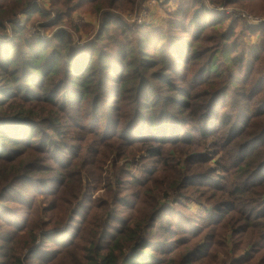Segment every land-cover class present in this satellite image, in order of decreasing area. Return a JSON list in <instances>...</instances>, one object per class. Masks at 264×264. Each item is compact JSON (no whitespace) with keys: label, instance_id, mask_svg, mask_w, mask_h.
Wrapping results in <instances>:
<instances>
[{"label":"trees","instance_id":"1","mask_svg":"<svg viewBox=\"0 0 264 264\" xmlns=\"http://www.w3.org/2000/svg\"><path fill=\"white\" fill-rule=\"evenodd\" d=\"M50 5L0 0V264H264L263 48L204 19L264 0Z\"/></svg>","mask_w":264,"mask_h":264},{"label":"rangeland","instance_id":"2","mask_svg":"<svg viewBox=\"0 0 264 264\" xmlns=\"http://www.w3.org/2000/svg\"><path fill=\"white\" fill-rule=\"evenodd\" d=\"M36 1H38L39 5L40 6L42 5L43 8H45L47 10H53L51 8V5H50V0H36ZM146 2H147V0H139V5L137 6V8L134 12H132V13L119 12L118 14L121 16L122 20L128 25H132L135 23L154 24L162 16H166V12H165L164 8L162 10V8L160 6L161 3L153 6L152 8H147ZM119 11H127V10L122 8ZM87 12H91V14H94L95 17L90 15L89 13H86L85 19L86 20L91 19L94 23L97 24L99 22L100 17L98 18V15L93 11H87ZM209 12H210V14L204 15L205 20H222V21H224L226 26L223 29L226 32L230 33V35L232 36V39L235 40L241 48H243L246 52H250L252 50V48H260V49L263 48L262 50H263V56H264V27H262L261 29L251 27V26L256 27L257 25L263 23L264 21H262L261 23H258V24L257 23L253 24L254 21L249 18L248 13L245 11V9L242 10V8H236V7H228L226 9V13L232 15L234 18H237V19L241 18V17L245 18L248 25L246 23H244L243 21H240V20H232L227 14H223V15L217 14V12H222L221 9L219 11L210 9ZM83 15H84V12L78 13V15L76 17L77 23L81 24L82 21L84 22ZM153 18H156V20L154 21ZM243 18H241V19H243ZM97 29H98V26L96 28L91 27L88 31H84V29H81V31L83 33L91 34L92 32H96ZM42 32L50 33L49 30H42ZM79 32H80V30H79ZM79 32L75 33L77 39L80 38ZM261 68L263 69V75H264V64L261 66ZM148 164H150V162L144 161V162H137L131 166H130V164H128V166H130L129 169L131 170L132 175L141 176L143 169ZM126 188H130V187L126 186ZM86 190H87L86 194L87 195L92 194L93 199L95 197L99 196L100 191L91 192L88 188H86ZM126 194H129L131 196L132 191H130V189H129L128 191H126ZM171 199H172L171 196H165L164 198H162L160 200H162L164 202H169ZM83 204L85 205L87 203L84 201ZM187 204H189L190 210H193V211L197 210V207H198L197 204L188 203V202H187ZM172 238L173 237H168V238H165L163 240L164 241L165 240H171ZM156 259H158V257H156Z\"/></svg>","mask_w":264,"mask_h":264},{"label":"built area","instance_id":"3","mask_svg":"<svg viewBox=\"0 0 264 264\" xmlns=\"http://www.w3.org/2000/svg\"><path fill=\"white\" fill-rule=\"evenodd\" d=\"M164 0H147V2H146V7L147 8H152L153 6H155V5H157V4H159V3H162ZM248 16H249V18L251 19V20H253L254 21V23L253 24H258V23H261L262 21H264V18L263 17H260V18H255V17H252L251 15H249L248 14Z\"/></svg>","mask_w":264,"mask_h":264},{"label":"crops","instance_id":"4","mask_svg":"<svg viewBox=\"0 0 264 264\" xmlns=\"http://www.w3.org/2000/svg\"><path fill=\"white\" fill-rule=\"evenodd\" d=\"M158 17V16H157ZM160 18V17H159ZM154 19V21L156 20V18H153Z\"/></svg>","mask_w":264,"mask_h":264}]
</instances>
